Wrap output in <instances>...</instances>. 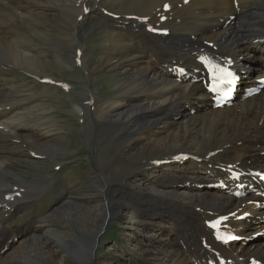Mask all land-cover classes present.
<instances>
[{
    "label": "bare ground",
    "instance_id": "bare-ground-1",
    "mask_svg": "<svg viewBox=\"0 0 264 264\" xmlns=\"http://www.w3.org/2000/svg\"><path fill=\"white\" fill-rule=\"evenodd\" d=\"M105 1L91 0L88 7L76 9L68 7L73 0H0V78L13 75L16 68L47 79L53 87L66 85V97L83 120L81 134L93 148V158L98 145L107 152L98 161L97 173L90 170L88 175L104 197L99 235L117 219L132 232L153 230L156 237H146L138 251L146 264H220L222 259L232 264L250 259L264 263V238L222 245L205 225L229 215L230 230L246 234L244 238L264 232V208L253 203L257 197L247 192L238 200L232 193L208 188L217 178L225 181L231 170L238 171L225 181L231 186L236 174L249 182L251 177L241 172H264V90L252 98L239 97L231 107L213 109L208 81H202L206 78L202 62L208 56L236 68L240 95L264 78V0H110L115 11L103 6ZM165 4L170 6L167 12L162 10ZM50 10L59 12L58 32L70 43L92 32L104 33L108 40L106 68L90 60L86 37L76 42L71 62L59 55L64 49L52 44L58 73L78 67L82 90L77 93L50 76L41 49L34 47L51 46V37L39 30L40 17L51 15ZM87 19L91 26L83 23ZM153 28L169 34L154 36ZM104 70L115 75L113 93L106 98L95 91ZM179 104L181 108L171 114ZM46 105L42 95L0 83V140L5 139L0 143V173L16 179L14 185L0 179V216L5 218L0 219V264H42L41 259L50 263L58 252L49 246L58 242L68 264H88L94 254L96 240L76 245L63 241L50 230L49 215L37 221L36 228L38 218L18 231L7 227L15 213L26 215L34 209L31 198L53 180L51 173L33 182L19 179L21 174L11 168L16 159L9 151L11 140L25 143L30 153L38 149L51 157L64 152L49 140L59 129L46 114L54 111L52 104ZM188 105L198 111L191 115ZM180 111L185 118H176ZM99 122L104 123L101 128ZM134 175L135 182L146 185H130ZM84 185L75 187L72 200L77 206L86 198L78 193L85 191ZM182 186L189 195L178 193ZM98 207L95 203L93 210ZM34 243L41 249L38 253H32ZM14 247L17 252L8 257Z\"/></svg>",
    "mask_w": 264,
    "mask_h": 264
},
{
    "label": "rangeland",
    "instance_id": "rangeland-1",
    "mask_svg": "<svg viewBox=\"0 0 264 264\" xmlns=\"http://www.w3.org/2000/svg\"><path fill=\"white\" fill-rule=\"evenodd\" d=\"M79 2H81L83 5H81V3ZM104 4L103 6L108 7V9L111 11L116 10L114 7L115 5L111 4L110 0L105 1ZM89 5H91V0H73L72 4L68 3V7H75L76 9H83L88 7ZM97 12L99 14H103L102 10H99ZM47 13H51L52 16L49 15L50 17H40L42 23L39 25V30L51 37V46L47 47L40 44V46L45 48L47 52L40 48V46L34 47L41 49V58H43L44 62L46 63V70L50 74V76L56 78L57 81H60L61 79L64 82L68 83L73 92L75 91L77 93L79 90H82V85L77 80L80 79L78 67L75 66L73 69H68L66 71H63L62 73H58V70L55 67V56L57 52L53 48L54 45L52 44H58L61 50L64 49L63 51H59L60 53L58 52L59 55H61L65 61L71 62V55H74L75 53L74 51L76 47L75 45L77 44L76 42L86 37V44H84V46L86 51L90 54V60H94L95 62L101 64L102 67L106 68V64H104L105 58H103V55L105 54V49L108 45L107 37L104 36V33L92 32L86 35L79 33L80 35L78 34L79 36L76 39L77 41L74 42V44L70 43L69 41L61 37L58 32L56 24L57 16L60 15L59 12L50 10L47 11ZM83 23L86 25H90L89 19L85 20ZM18 27L19 25L16 26V29ZM19 31L21 32V30ZM81 31L83 32L84 29L81 28ZM199 47H203L204 49H206L202 45ZM11 72L13 75L0 78V83L10 84L20 89L30 90L35 94L42 95L44 101L47 102L46 106L52 104L54 111L48 110L46 114L56 124V127L59 129V131L57 136H53L49 140H52L54 144L58 145L59 149L64 150V152L62 154L51 153V157H49V155L40 154L39 152L41 151H39L38 149H35L34 153H30L29 150H27L25 143L19 140H11L13 146L10 147L11 149L9 151L13 154V157H16V159L12 161L11 168L12 172L15 171L21 174L22 177L19 179L33 182L35 179H40L41 176L53 172V174L51 173V177L53 180L51 185L44 186V190L42 189L41 192L35 194L31 198V201L35 205L34 209H32L31 211H27L26 215L20 212L15 213L14 216H12L13 218L11 219V224H9L7 227H9L10 229L12 228L14 231L20 230L24 225H27L38 218L39 220L37 219L36 223L33 222V227L36 228L39 225L38 223L41 222L40 219L49 215L48 218L52 222L50 230H53V232H55L54 235H58L62 238L63 241L76 245L77 243H79V241H83L87 244L96 240L94 254L90 255L88 264H146L145 259H143L139 255L138 251L142 249V244L146 243V239L148 237H153V239L156 237L154 236L156 233L153 232V230H149L147 232H132L126 225L124 220L119 221L117 219L110 222L105 228L106 230H104L103 233L99 235V225L102 222V217L104 216L102 212V201L104 200V197L102 193H100V190L90 183L91 181L88 179V175L90 170L91 172L97 173V170H99L100 167L98 161L103 158L102 155L105 151L103 150L104 148L102 149V147L98 145L96 147L97 151L95 150L98 156L93 158V148L87 145L88 143L84 141L85 138L81 134L83 120H81L75 114L73 108H71L72 106L69 104V100L66 97L67 94L65 93L64 88V86L66 85L64 83H60L61 87H53L50 83H45L44 86L40 83L41 80H39L36 75H27L26 73H23L21 69L16 68L11 70ZM103 74L104 75L99 79V82H95V91L96 93L98 92L101 97L104 96L103 98H106L113 93L112 84L115 80V75L107 73L105 70ZM67 93L72 96L71 93ZM72 98L74 99V96H72ZM181 105L182 104L177 105L170 113L174 114V111L179 110L181 108ZM191 107V105L187 106V111L190 114H193V110L198 111L195 107H193L192 110ZM178 113V119L185 118V115H182L181 111ZM103 124L104 123L99 122L97 123V127L101 128ZM18 132L24 133L23 130ZM4 141L5 139H2L0 140V143ZM106 154L107 152H105V155ZM161 156L162 155H159L158 157ZM69 161L71 162L67 165L66 162ZM108 161H112V158L108 157ZM56 166L61 167L59 172H56L54 170V167ZM155 173L157 174V172H152V175H154ZM11 177L12 174H6V176H4L0 173V179L14 185L16 179H14L13 181ZM70 177L72 178L70 179ZM73 177L75 179H73ZM129 178L130 179L128 183L130 185L135 184V187H139V185H141V187H144L146 185V182L144 184L142 182H135V175L130 176ZM75 182L78 183L75 184ZM81 183H85L83 187L85 191L82 193H78L79 195L83 194L82 197L86 198L80 200V203H78L77 206V202L73 201L72 199L75 198V195L77 194V192H75V189L77 187H80ZM177 190H181L178 191V193L182 192L188 195L190 192L187 187H181ZM31 193L33 194L34 192ZM95 203H97L99 207L94 211L93 206L95 205ZM65 204H71V207L66 208L65 211L62 212L63 214L58 215L59 210ZM64 208L62 209L64 210ZM78 208H80L81 210H79ZM99 209L101 210L100 212ZM1 218L2 217H0V219ZM2 235H4V233H2ZM244 235L246 236V234ZM61 244L62 243L58 242L49 246V249H52L54 251L57 250L58 252L54 255L55 260L53 258V260L48 263L41 259L40 262L42 264H68L66 263V261H64L63 253H60V250H64V246H60ZM35 245L36 244L34 243V248H31V250H35L32 253H38L41 250L40 247ZM15 247L9 252V255L7 254L8 257L17 252L16 250L14 253ZM148 262L150 263V259L148 260Z\"/></svg>",
    "mask_w": 264,
    "mask_h": 264
},
{
    "label": "snow or ice",
    "instance_id": "snow-or-ice-1",
    "mask_svg": "<svg viewBox=\"0 0 264 264\" xmlns=\"http://www.w3.org/2000/svg\"><path fill=\"white\" fill-rule=\"evenodd\" d=\"M209 71H210V75L212 77V87H211L212 91H217L218 86L220 84L224 83L227 78H230L232 76L231 72L226 71L223 68H220L218 65L209 66ZM228 82H230V81H228ZM217 224H219V221L217 222ZM217 224H213V225H211V227L215 228V227H217Z\"/></svg>",
    "mask_w": 264,
    "mask_h": 264
}]
</instances>
